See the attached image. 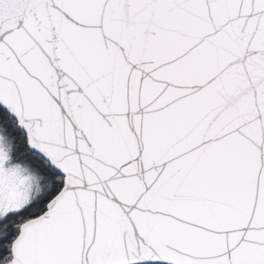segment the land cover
I'll list each match as a JSON object with an SVG mask.
<instances>
[{"label": "snow or ice", "instance_id": "obj_1", "mask_svg": "<svg viewBox=\"0 0 264 264\" xmlns=\"http://www.w3.org/2000/svg\"><path fill=\"white\" fill-rule=\"evenodd\" d=\"M0 264H264V0H0Z\"/></svg>", "mask_w": 264, "mask_h": 264}]
</instances>
